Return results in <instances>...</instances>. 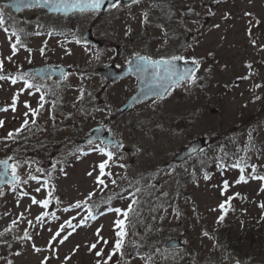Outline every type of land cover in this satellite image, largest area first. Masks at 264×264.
<instances>
[{
    "label": "rangeland",
    "instance_id": "374dc122",
    "mask_svg": "<svg viewBox=\"0 0 264 264\" xmlns=\"http://www.w3.org/2000/svg\"><path fill=\"white\" fill-rule=\"evenodd\" d=\"M2 1L0 7L4 6ZM130 8L133 10L136 6ZM185 10L191 15L185 17ZM4 11L15 26H23L28 8L17 18L12 17L9 7ZM145 14L148 20L167 17L172 21L175 31L167 32L165 26L156 25L151 33L156 42L181 39L179 55L200 61L198 80L195 85H174L160 100L152 98L135 104L124 118L115 105L125 101L134 80L129 78L110 84L108 93L106 89L99 91L97 100L94 97L90 104L93 108L83 118V126L88 118L89 124L104 118L120 124L124 119L125 123L114 128L122 133L126 145L137 148L135 152L118 151L109 160L110 166L105 171L112 176L102 177L107 187L96 182L100 175L96 165L107 157L94 148L76 152L81 134L78 131L82 130L81 116L77 114L72 123L71 115L78 113L79 98L87 90L82 82L70 83L68 90L61 93V107L57 112L48 107L40 110L36 117L29 115L28 127L15 140L5 141L2 138L24 122V113L28 111L24 101L37 108L33 101L39 93L30 95L29 91H24L13 112L9 105L15 93L24 87L23 82L13 85L8 80L0 81V105L9 107L7 112H0V120L4 121L0 127V157H11L12 164L20 165L21 179L27 180L26 184H7L0 188V264H41L44 260L47 264H97L98 259L103 261L117 239L114 221L123 219L114 209H127L133 194L138 203L125 221L128 235L124 255L117 253L108 264H232L248 260L264 264V208L259 206L264 203V191L260 190L264 181L249 178L247 183L237 184L240 171L229 165V157L224 159V165L221 159L218 164L206 165L204 160H208L203 157L205 152L208 158L219 156L220 147L230 139L237 144L239 152L233 164L241 162V156L244 165H255L256 174L264 175V0H149L139 3L143 23ZM90 19L91 16H80L76 25L69 23L68 26L75 33L85 31ZM124 23L121 19L115 21L118 27ZM32 29V26L28 28V41L35 49L28 51L33 47L28 48L27 42L24 43L27 47H20L15 55L11 49L15 37L8 39L11 30L8 34L0 30V59L4 60V71L8 70L5 73L20 69L22 64L34 65L39 61H75L80 73L92 75L95 82L106 83L93 73L101 62L97 59L106 58L104 52L93 50L90 45L89 48L80 45L75 36L70 41L67 38L47 40ZM46 43L42 55L40 49ZM8 56H12L11 61L7 60ZM249 64L251 68L247 67ZM246 76L250 78L243 79ZM71 77L76 80L74 75ZM257 84L262 87L256 88ZM257 96L260 99L257 100ZM102 101L108 108L103 109L105 104H99L96 112L91 113ZM33 119L35 124L31 122ZM30 137H34V141H27ZM194 137H204L206 144L208 141L201 158L173 160V153ZM65 153V161L60 164L61 155ZM46 163L53 173L49 186L43 180L29 179L39 172L38 165ZM251 171V167H246L245 176ZM205 174L210 178L205 179ZM113 179L115 184L111 183ZM224 181L230 186L222 195ZM37 187L41 188L39 193L35 191ZM49 191H52V199L48 208L32 204V196L42 200ZM24 192L29 195H23ZM90 193L94 195L89 199ZM236 193L240 195L231 199L230 207L226 205L227 214L218 222L222 214L219 205ZM84 201L87 205L82 203L79 209L75 207L77 202ZM91 202L98 203L94 215L88 211ZM66 208L69 210L65 211ZM43 212L49 215L38 221L36 218ZM13 220L17 221L16 225L12 224ZM81 220L86 222L81 224ZM65 221H71L75 230ZM61 225L64 231L57 237L55 233ZM229 226L234 234L231 240ZM25 232L32 236L31 240L22 238ZM65 235L68 239L59 243ZM170 236L179 237L184 246L168 249L166 241ZM104 240L108 243H103ZM94 243L97 248L89 251ZM33 245L41 251L36 252ZM133 246L139 249L131 253ZM97 250L102 251V257L96 256Z\"/></svg>",
    "mask_w": 264,
    "mask_h": 264
},
{
    "label": "snow or ice",
    "instance_id": "6c2138e0",
    "mask_svg": "<svg viewBox=\"0 0 264 264\" xmlns=\"http://www.w3.org/2000/svg\"><path fill=\"white\" fill-rule=\"evenodd\" d=\"M22 2L24 3L25 7H33V6H43V5H51L57 9H63L64 11H68L69 9H74V10H79L80 12H98L104 5V0H22ZM140 0H133V3H139ZM121 0H114V2L111 4V8L115 9L118 8L120 6ZM16 7H19V3L17 5H15ZM9 7L8 5H4L3 7H0V30H3L6 34H8L10 32L9 27H7L6 25L8 24V21L11 19L10 15L6 16V13L4 11L5 8ZM248 15H251L250 13ZM145 21H147V14H145ZM258 23V21L256 22ZM218 27V25H217ZM37 35H40L39 32L36 33ZM249 34H251L250 30H249ZM15 37V40L13 43H11V49H12V54L15 55L18 51L20 47H24L26 48L27 46L23 43L22 40V36L20 33H18L17 31H11L10 35H8V39L11 41L12 38ZM79 42V41H77ZM253 44H255V41H252ZM19 46V47H18ZM45 48H46V44L45 47H42L40 49L41 54L43 55L45 52ZM28 51H31V49H28ZM69 54H71L69 52ZM137 58L139 60L144 61V64L148 67H150L152 69V75L155 79L157 80H161L163 82L166 81H171L172 85L175 86H186V85H195L197 83L198 77L196 75L197 71L199 70V66H200V61L195 60L193 58L192 63L194 65V67H185L183 70H180L177 68V66L175 65V61L177 60H183L185 59L183 56H178V55H173L168 59H153L151 57L148 56H140L139 54H136ZM7 60L11 61L12 60V56H8ZM131 63V62H129ZM247 67L251 68V64L247 65ZM141 70L147 71L146 67H142ZM4 71V60L0 59V72ZM250 77H243V79H248ZM4 80H8L11 82V84L15 85L18 82H23L24 87H22L18 92L15 93V95L12 98V103L9 105V107L11 108V110L13 112L16 111V105L17 102L19 100L20 95L24 92V91H29L30 95H35L37 93H39V101H38V107L37 108H32V106L27 102L24 101V107L28 110L24 113L25 119L23 124L21 125L20 128L16 129L15 131H10L8 132L7 136L3 137L2 139L7 141V140H15L19 134L21 132L24 131V129H26L29 125V115H31L32 117H36L39 115L40 110L43 109L44 107V103L45 101V94L41 91L40 86L36 85L35 83L31 82V78H26L25 75L23 73H19L16 76H12V75H0V81H4ZM256 88H260L262 87V85L257 84L255 85ZM31 89H35V92H31ZM165 91H167V89H165ZM82 98V97H81ZM256 99H260L259 96L256 97ZM9 107H0V112H7L9 110ZM33 124L36 123L35 119H33L31 121ZM4 125V121L0 120V127H3ZM94 151H98L101 155L107 157V159L102 160L98 165H96V167L99 169V173L100 175H98L96 177V182L100 185H103L104 187H107V184L105 183V180L102 178L103 176H112L111 172H106V167H109V160H112L114 157V153L112 151H106L103 148H94ZM0 166H3L6 170L10 167L11 168V173L13 176V179L16 181V183H27V180H22L20 175L18 174V169L20 167V165L18 163H14L12 165H9L7 160H0ZM121 167H123V165H121ZM232 167L238 168L240 171V175L239 178L235 181V183L239 184V183H247L249 178L251 179H256V180H260V181H264V175H257L256 174V166L255 165H251V166H247L243 164V161L235 163L232 165ZM246 167H251L252 171L249 174V176H245V170ZM37 171H40V169H37ZM89 176L92 175L91 172L88 173ZM210 177L205 174V179H209ZM29 179L31 180H37L38 181V177L30 175ZM39 182V181H38ZM112 184L116 183V180L113 179L111 181ZM229 183L228 181H224L223 186H222V192L221 194L223 195L229 188ZM54 190V189H53ZM261 191H264V184H262V187L260 189ZM35 191L37 193H39L41 191L40 187H37L35 189ZM137 191H139V189H137ZM23 195L27 196L29 195V193L24 192ZM94 195V193H90L89 194V199L91 198V196ZM240 194L236 193L234 197H230L228 200L224 201L223 203H221L219 205V208L222 212V214L218 217V222L223 221L224 216L227 214L228 211V207H230V203H231V199L238 197ZM135 194H133V199L132 202L129 204L127 209H114V211L117 213L118 217H123V219H116L114 221V227L116 229H118L116 231V237L117 239L115 240L114 246H113V250L108 254L106 259H103V261L101 260H97V264H108V262L112 259V257L114 255H116L117 253H119L120 256L124 255L123 252V247H124V241L125 238L127 237L128 233L126 230V224L125 221L128 220L129 218V213L134 212V208L133 205L137 204L138 201L134 198ZM52 199V191H49L47 194V197L42 199V200H37L35 196L31 197V201L32 204L35 205H39L42 208H48L49 204L51 202ZM57 203H59V200H57ZM82 203L84 205H87V201L84 202H77L75 207L77 209H79L82 205ZM261 208H264V203H261L259 205ZM65 211H68L69 209H64ZM89 213H91V208L88 209ZM110 211H113L112 209H110ZM21 218H23V213L20 214ZM49 215V213L47 212H43L41 213L40 216H38L36 219L38 221L42 220V218L44 216ZM95 218V217H93ZM86 221L81 220V224L85 223ZM17 221L13 220L12 224L16 225ZM29 225H31V221H28ZM66 224H68L69 226L73 227V230H75V226L71 225V221H65ZM64 231V226L61 225L59 231H57L55 233V236H60L61 232ZM100 234V229L97 230V237H99ZM2 235V234H0ZM68 235H71V233H68ZM68 235H65L62 239H60L59 243H63L65 240L68 239ZM205 236L208 235L207 232L204 233ZM24 240H31L32 236L28 233L25 232L24 236L22 237ZM100 239H102V237H100ZM103 243H108V241L104 240ZM33 248L36 252H40L41 249L37 248L35 245H33ZM97 248V245L94 243L90 246L89 251H92L94 249ZM20 253H17V255H19ZM96 256L97 257H102L103 253L100 250L96 251ZM150 259V257H149ZM9 264H11V262H9ZM41 264H47V260H44L41 262Z\"/></svg>",
    "mask_w": 264,
    "mask_h": 264
},
{
    "label": "flooded vegetation",
    "instance_id": "af4514ba",
    "mask_svg": "<svg viewBox=\"0 0 264 264\" xmlns=\"http://www.w3.org/2000/svg\"><path fill=\"white\" fill-rule=\"evenodd\" d=\"M146 1L149 0H140V2H146ZM139 3H133V2L129 4L120 3V6L118 8L113 9L111 8V6H109L105 10H100L95 13L86 11L87 17L91 16L90 21L87 22V25H89L88 28H91V33L94 36L99 37L102 42L101 45L96 44L94 42H90V44L93 46V50L96 49L97 51L100 50L101 52L105 53L106 63L116 64L118 67H122L126 65L131 60V58L136 54L147 55L152 58H159V57L170 58L171 56L176 55L179 52L180 48H182L181 47L182 42H180L181 39L178 42H175L173 39L167 42H156V39L153 37V34L151 33L152 24L156 25L158 23H162L163 25L166 24L170 26L172 24V21L167 17H162L161 19L157 18L154 21L147 19L146 24L145 25L142 24V27H139ZM131 5L136 6V8L133 9L135 10V14H134V18L131 19L130 22H128L127 10L128 7ZM35 10L36 11L34 12V14L28 17L27 24L34 23L35 24L34 28H37L38 30L35 33L39 32L40 35L44 37V35L47 34L48 27H50L53 22L48 21L49 17L47 16V12L45 10L39 8ZM56 15L57 18H62L64 16L61 14H56ZM190 15H191L190 12L185 10V17ZM117 19H121L122 21H124L125 22L124 25L118 27L115 24V21ZM133 22H134V27H133L134 30L131 29L132 36L127 37L128 26L133 24ZM31 24L29 25V27H27V29L25 28L24 31L26 42L28 41V34L30 33L28 28H31ZM146 30H149V32H147ZM78 32L80 34V30H78ZM28 43H29L28 48L33 47L30 41H28ZM30 49H35V48L33 47ZM42 62L43 61H39L38 64H34V65L25 64L24 72H23L25 77L31 78V81L36 85L40 86L41 89H50L55 91L59 90L65 82L69 81V74L72 73V71L74 70V66L72 63H68L71 69L67 74H65L63 80L59 81L52 76L48 78H41L37 74L31 72L32 70L30 69H32V67L45 64ZM97 68H99V65L97 66ZM130 77L134 80V84L132 85V87L136 88V85L138 84V79L134 75H127L115 81H111L108 79L107 80L104 79V81L109 85L118 84L122 81L129 79ZM91 89L92 90L88 92L95 93V87ZM37 105L38 103L36 104V106ZM80 109L82 111L87 110L85 105L80 107ZM121 115H123V113H121ZM249 262H251V264H254L255 260H249Z\"/></svg>",
    "mask_w": 264,
    "mask_h": 264
},
{
    "label": "water",
    "instance_id": "95a60500",
    "mask_svg": "<svg viewBox=\"0 0 264 264\" xmlns=\"http://www.w3.org/2000/svg\"><path fill=\"white\" fill-rule=\"evenodd\" d=\"M113 1L114 0H104V5L102 8L108 7ZM5 2L11 5L13 9L16 11H19L21 8L25 7L22 0H6ZM18 3H19V7H16L15 5H17ZM44 6H47L50 10L64 11L63 9H57L51 5H44ZM72 10L74 9H69L68 11H64V12L68 13ZM174 63L177 66V68L180 70H183L185 67H194L192 62L184 63V62H179L177 60ZM139 75H140L139 90L130 98V100L128 101L126 105L127 107L132 105L134 101L145 99L151 95L165 94L166 92L165 89L168 90V88L172 85L171 81L163 82L161 80L155 79L152 75L151 68L148 69L147 71L142 70L141 72H139ZM97 129L98 128H95L92 130V132H95L96 135H93L91 138L98 137L99 132ZM111 137L112 135L109 134L105 138H107L106 140H108L109 142H117L118 144L119 140L111 139ZM204 143H205L204 137L192 141L188 146L182 147L181 151L176 155L175 158L176 159L186 158L187 156L198 151L204 145ZM7 172H8V169L7 170L3 169V171L0 172V186L3 185V183L8 180L6 179ZM179 244H180L179 240L171 239L168 241L167 246H178ZM134 250L135 249H133L132 252ZM234 264H238V263H234Z\"/></svg>",
    "mask_w": 264,
    "mask_h": 264
},
{
    "label": "trees",
    "instance_id": "16d2710c",
    "mask_svg": "<svg viewBox=\"0 0 264 264\" xmlns=\"http://www.w3.org/2000/svg\"><path fill=\"white\" fill-rule=\"evenodd\" d=\"M225 152H227V154L229 155V154H232L233 152H235V149L233 147H229L227 150H225ZM224 232H225V234L227 233L225 230H224Z\"/></svg>",
    "mask_w": 264,
    "mask_h": 264
}]
</instances>
